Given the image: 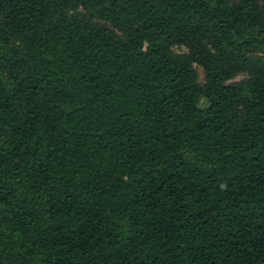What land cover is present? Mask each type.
Returning a JSON list of instances; mask_svg holds the SVG:
<instances>
[{
  "label": "trees",
  "instance_id": "obj_1",
  "mask_svg": "<svg viewBox=\"0 0 264 264\" xmlns=\"http://www.w3.org/2000/svg\"><path fill=\"white\" fill-rule=\"evenodd\" d=\"M0 264H264V0H0Z\"/></svg>",
  "mask_w": 264,
  "mask_h": 264
},
{
  "label": "rangeland",
  "instance_id": "obj_2",
  "mask_svg": "<svg viewBox=\"0 0 264 264\" xmlns=\"http://www.w3.org/2000/svg\"><path fill=\"white\" fill-rule=\"evenodd\" d=\"M172 49L176 53H183V52L187 51V49L184 46H181V45H174L172 47ZM194 68H195V71H196V74H197V80L199 82H202L204 80V73H203L202 68L199 65H197V64H194ZM244 77H245L244 74H239L236 77H234L230 82L243 79ZM199 103H200V105H202L204 103V100L201 98L199 100Z\"/></svg>",
  "mask_w": 264,
  "mask_h": 264
}]
</instances>
